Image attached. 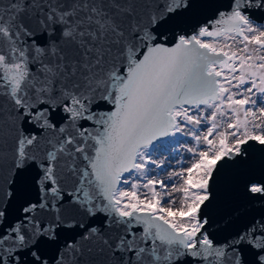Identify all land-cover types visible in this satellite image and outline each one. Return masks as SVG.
<instances>
[{
	"label": "snow or ice",
	"instance_id": "snow-or-ice-1",
	"mask_svg": "<svg viewBox=\"0 0 264 264\" xmlns=\"http://www.w3.org/2000/svg\"><path fill=\"white\" fill-rule=\"evenodd\" d=\"M196 8L0 0V264H264V215L223 240L202 215L264 146V0Z\"/></svg>",
	"mask_w": 264,
	"mask_h": 264
},
{
	"label": "water",
	"instance_id": "water-1",
	"mask_svg": "<svg viewBox=\"0 0 264 264\" xmlns=\"http://www.w3.org/2000/svg\"><path fill=\"white\" fill-rule=\"evenodd\" d=\"M197 8L191 22H206L213 17L217 8L228 3V0H196ZM258 23L264 22V16L257 13ZM189 32L191 28L188 29ZM247 156L243 163L233 167L219 169L214 173V182L210 190H214V198L202 215H207L209 224L206 229L210 235L223 240L243 220L264 215V200H248L243 186L250 177L259 178L264 175V146L249 142L244 146Z\"/></svg>",
	"mask_w": 264,
	"mask_h": 264
},
{
	"label": "rangeland",
	"instance_id": "rangeland-1",
	"mask_svg": "<svg viewBox=\"0 0 264 264\" xmlns=\"http://www.w3.org/2000/svg\"><path fill=\"white\" fill-rule=\"evenodd\" d=\"M260 23H264V22H260ZM181 139V143H183V140L185 139H190L188 137H182ZM171 150H179L181 155H177L175 157V159H168L166 156H160L158 157L159 159H166V163H167V167L164 171L160 172L159 176L157 178H166L168 176V173L171 171H176L179 170L180 166L177 161H180L182 158L184 159V163L183 166L187 167L189 166L190 163V154H187L186 152H184L183 148L181 147L180 144H177L174 146V149H170ZM173 182L174 183H180V181L176 180V178H173ZM169 190H171V185H169ZM177 198V200L179 199V197L181 196V193H175L174 194Z\"/></svg>",
	"mask_w": 264,
	"mask_h": 264
}]
</instances>
